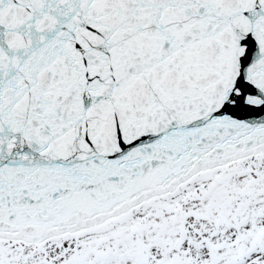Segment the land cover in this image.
<instances>
[{
    "label": "snow or ice",
    "instance_id": "6c2138e0",
    "mask_svg": "<svg viewBox=\"0 0 264 264\" xmlns=\"http://www.w3.org/2000/svg\"><path fill=\"white\" fill-rule=\"evenodd\" d=\"M0 264H264V0H0Z\"/></svg>",
    "mask_w": 264,
    "mask_h": 264
}]
</instances>
